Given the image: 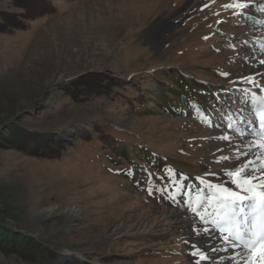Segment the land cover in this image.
Segmentation results:
<instances>
[{
	"label": "rangeland",
	"instance_id": "1",
	"mask_svg": "<svg viewBox=\"0 0 264 264\" xmlns=\"http://www.w3.org/2000/svg\"><path fill=\"white\" fill-rule=\"evenodd\" d=\"M27 1L0 0L1 11L27 21L11 30L0 22V264H38V239L101 264H234L219 233L187 205L211 212L209 183L237 190L222 157L231 164L258 139L264 0H49V14L37 17L21 8ZM235 2L251 7H223ZM170 67L224 91L213 109L166 111L151 73ZM130 76L146 103L134 100L138 86L116 87L106 100H78L69 88ZM77 124H92L93 138H67L61 157L23 143L27 130L75 135ZM95 125L130 155L110 149ZM141 146L196 185L182 187L176 202L155 194L151 181L159 189L165 181L139 174Z\"/></svg>",
	"mask_w": 264,
	"mask_h": 264
},
{
	"label": "trees",
	"instance_id": "2",
	"mask_svg": "<svg viewBox=\"0 0 264 264\" xmlns=\"http://www.w3.org/2000/svg\"><path fill=\"white\" fill-rule=\"evenodd\" d=\"M48 1L49 0H28L21 6V8L25 11H29V9L33 10L34 17L41 14H49L50 10ZM0 12V17L3 20L0 22L7 24L5 30L23 27L27 23L24 17H17V15L11 14L10 12L8 13L4 10H0ZM151 74L152 78H154L153 75L156 74L160 80L158 81L159 90H154V92L158 97H162V103L164 102V107L170 114L180 116L186 114L188 109L197 112L204 108L212 110L213 106L217 103V99L214 97L219 94L218 92H224L221 91V89L213 88L209 83L191 77L177 67H170L169 69H164L158 71V73ZM135 77L136 76H130L128 78L103 77L98 85H89L88 83L76 85L70 83L69 88L78 100H90L91 98L106 100L112 98L114 94L113 90L116 87L138 86L139 92L134 100L139 104H144L147 101V97H145V94L141 93L143 92V87L137 84ZM164 77H166V81H162ZM158 91L160 93H157ZM90 125H75L77 127L75 129L77 132L75 135L73 133L64 132L63 130H27L28 133L25 132V141L23 143H26L27 149L34 150L38 154H43L50 158H58L63 154V145H65L64 143L67 138L71 140L73 137L81 135L85 137V140H92L93 135L91 136L89 131ZM95 126L97 128L96 131L100 132L99 138L106 142L110 149L124 157L130 155L129 150H126L125 145L122 144L120 139H116L112 135L105 133L98 127V125ZM136 152L138 158L143 162V165L140 166L134 163L136 168H140L139 174L143 172L149 176V174L153 172L156 174L155 178L157 180L163 179L165 181L163 189H159V184L157 182L151 181L150 183V186L156 188L155 194L157 192V195L161 198L173 200L172 197H176L178 200L179 195L182 193V187L196 185V181L193 177L177 171L169 165L168 162L160 159L158 155L151 152L146 147L141 146ZM143 178L146 177L143 176ZM147 178L148 181L152 179L151 176ZM158 190L160 191L158 192ZM36 241L42 246L38 251V256H34V259L37 260L36 263L38 264H101V261L98 260L99 263H95L94 260L96 259H91L86 254L78 255L74 251L49 245L47 243H41L39 239Z\"/></svg>",
	"mask_w": 264,
	"mask_h": 264
},
{
	"label": "snow or ice",
	"instance_id": "3",
	"mask_svg": "<svg viewBox=\"0 0 264 264\" xmlns=\"http://www.w3.org/2000/svg\"><path fill=\"white\" fill-rule=\"evenodd\" d=\"M223 7L247 11L251 5L247 2H235ZM260 10L264 12V6H261ZM259 63L264 65V58L260 59ZM243 82L257 87V82L253 79L245 77ZM260 86L264 87V82ZM257 115L260 131H253L252 135L258 139L249 141L245 150L237 155L236 161L240 162L232 161L229 164L230 157H222L224 167L233 169L226 174L237 190L209 183L207 188L210 195L206 202L212 211L209 212L208 208L199 211V202L195 206L190 202L187 205L205 225H211L212 230L219 233L222 246L233 253L234 264H264V99L260 101ZM221 139L231 142L227 135H222ZM250 154L251 157L245 161L243 158L249 157ZM149 194H152L151 189ZM172 199L173 202L177 200L176 197ZM180 201L184 202L183 196ZM208 231L205 228V234ZM193 248V255L198 252L200 261L209 259L206 255L209 249L201 250L196 245H193Z\"/></svg>",
	"mask_w": 264,
	"mask_h": 264
},
{
	"label": "bare ground",
	"instance_id": "4",
	"mask_svg": "<svg viewBox=\"0 0 264 264\" xmlns=\"http://www.w3.org/2000/svg\"><path fill=\"white\" fill-rule=\"evenodd\" d=\"M165 213H167V215H171V214H172L171 212H165ZM174 216H175L176 218H178V219L180 218L179 216H177V214H175Z\"/></svg>",
	"mask_w": 264,
	"mask_h": 264
}]
</instances>
